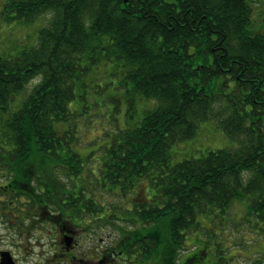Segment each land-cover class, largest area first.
I'll use <instances>...</instances> for the list:
<instances>
[{"label":"trees","instance_id":"1","mask_svg":"<svg viewBox=\"0 0 264 264\" xmlns=\"http://www.w3.org/2000/svg\"><path fill=\"white\" fill-rule=\"evenodd\" d=\"M5 13L8 22L26 24L49 15L37 47L0 56L1 217L6 212L10 228L27 232L48 210L58 219L66 199L68 218L82 226L93 220L94 236L108 222L128 229L118 214L141 212L120 208L119 199L148 178L157 201L139 219L149 233L122 234L110 254L177 264L185 248L193 255L186 264L195 253L203 264L207 248L187 245L188 236L208 231L203 215L227 213L245 200L247 221L264 234V32L253 30L248 0H12ZM101 60L123 62L119 87L130 84L134 99L156 106L135 128L114 133L94 172L84 170L86 159L70 144L79 141L78 117L97 115L88 118L76 88ZM36 78L18 105L16 97ZM102 96V103L110 98ZM91 104L100 110L99 101ZM207 121L235 146L172 164V147L193 139ZM65 122L70 128L61 129ZM60 171L81 183L77 197ZM105 201L110 217L103 216ZM129 239L135 241L125 246Z\"/></svg>","mask_w":264,"mask_h":264},{"label":"rangeland","instance_id":"2","mask_svg":"<svg viewBox=\"0 0 264 264\" xmlns=\"http://www.w3.org/2000/svg\"><path fill=\"white\" fill-rule=\"evenodd\" d=\"M11 1L0 0V56L4 57H16L23 50L37 47L39 32L49 17L46 15L28 24L17 21L8 22V14L5 11ZM248 2L253 9V30L264 32V0H248ZM126 74L127 67L123 62L101 60L97 65L92 66L87 75L83 77L84 87L81 89L77 86L76 88V94L81 98L78 103L79 106L84 104L89 107L88 118L97 114L94 119L86 121L82 117L83 115L78 117L75 129L78 130L79 141L70 144L74 153L86 159L84 163V170L86 171L96 172L100 168L99 157L105 153L106 148L109 149V143L115 136L114 133L135 128L142 121L145 115L144 111L156 106L153 101L145 102L139 96L135 97V100L131 94L130 84L126 86L125 91L122 86L119 87V83L125 82ZM39 81V78L31 81L25 92L16 97L18 105L22 99L31 94ZM120 93L122 94L119 95ZM105 94L110 95V98L106 97ZM100 95L106 97L104 103H102L103 99H99ZM111 98L115 99L116 102L111 101ZM98 101L101 106L95 108L100 110L95 111L91 102ZM74 102L70 104L73 112L76 110ZM60 128L68 129L70 124L61 123ZM234 146L235 143L218 128L215 121L203 122L193 139L172 147V164L190 158H200L210 151L233 148ZM0 185H6L3 178H0ZM2 200L3 197L0 196V249L10 251L15 255L18 264L83 263L86 254H89L90 257L93 254L95 263H97L100 261L99 256L102 250L116 240L111 228L106 229L107 231L101 235H92L90 239L81 228L79 229V244L74 249L75 251L69 255L70 252L59 248L57 219L50 218L52 213L49 210L42 214L39 222L32 219L30 222L31 230L19 232L18 229H12L6 224L3 218L6 212L1 217V212H3L1 209ZM21 201L27 202V199L22 198ZM248 206L249 200H245L236 202L227 213H221L217 210L202 216L204 218L203 224L208 231H202V236L201 233H195L193 237L188 236L187 245L199 243L200 246L203 245L207 248L204 251L203 264H264V234L259 230L260 225L259 227L258 225L253 226L247 221L248 217L251 218L248 216ZM252 221L255 223L254 220ZM13 222L15 223V220ZM108 235L111 237L108 238ZM103 239L104 241H102ZM63 246H66V241ZM72 247H74L73 243Z\"/></svg>","mask_w":264,"mask_h":264},{"label":"flooded vegetation","instance_id":"3","mask_svg":"<svg viewBox=\"0 0 264 264\" xmlns=\"http://www.w3.org/2000/svg\"><path fill=\"white\" fill-rule=\"evenodd\" d=\"M60 170L62 171L63 169H60ZM61 171H60V177L63 180L62 182L65 183L67 188L69 189L74 188L75 189L74 191L77 197L79 194L78 187L81 186V183L78 182L76 176L71 175L69 177L65 174H62ZM92 189L93 187L87 188L86 193L89 194ZM66 195L69 196L68 191L66 192ZM157 195H158L157 191L154 189V187L150 185L149 179L146 178V179H143L141 183L136 184V188L133 190L131 194H129V196L119 199L120 208H125L126 210H130L132 212L134 211L135 208H137L138 212H141V214H138V213L134 215L126 214L125 216H122V214H118L119 218L126 220L125 221L126 224L124 225H127L128 229L115 228L116 225L111 224L110 222L106 224V229L111 228L113 235L116 236V240L114 241L113 244H115L116 242L120 240L117 237H120L122 234H130L132 236H136L140 238H142L143 235L144 236L148 235L149 232L142 229L143 222L139 219V217L142 216L143 211H149L152 209V207L156 204L157 199L155 198V196ZM68 203L69 201L66 199L62 202V207L65 209L66 214L58 215L56 226L58 230L57 231V234H58L57 243L59 245V248L61 250L65 249L67 252H70L69 255H71L72 252L75 251L74 249L79 244L78 242V238L80 236L79 229L82 228L84 231L83 233H87L88 239H90V237L94 234H93V228L91 227L93 226V220L92 222L91 220H88L89 222L87 221L88 222L87 225L82 226L79 220L77 221V218H74L71 220L68 218L69 215H71V211L68 209V206H69ZM105 205H106L105 214L103 216L110 217V210L108 208V203L106 201H105ZM82 210L85 211V209H82ZM134 218L138 221L137 223H134L132 221ZM106 229H102L103 230L102 234L107 231ZM67 237H71L72 243L74 244V247H71L69 250L67 246H63ZM110 237L111 235H108V238ZM0 241H1V237H0ZM102 241H104V239ZM134 241L135 240L133 239L125 240L124 245L128 246L130 244H133ZM110 246L111 245H109L106 249H103L102 253L99 256L100 261L97 263H95V257L93 254L91 255V257L89 254H86V258L83 263L73 262L71 264H160L159 257H157V255H155V257L150 260L149 259L142 260L136 257V255H130L128 257L126 254H123V251H120L119 256H115L114 253L113 254L109 253ZM183 249L184 250L181 253V259L178 261L177 264H186L190 260V258L193 256V255H190L189 249H185V248ZM200 250L202 249L200 248ZM2 251L4 250L0 249V252ZM83 255L85 256V253H83ZM13 256L15 258V255ZM103 256L105 257L102 258ZM193 260H194L193 264H196V260H197V264H201V257L199 253H195ZM0 264H4L1 256H0ZM16 264H18L17 260H16Z\"/></svg>","mask_w":264,"mask_h":264},{"label":"water","instance_id":"4","mask_svg":"<svg viewBox=\"0 0 264 264\" xmlns=\"http://www.w3.org/2000/svg\"><path fill=\"white\" fill-rule=\"evenodd\" d=\"M66 244H67L68 248L72 246V238L71 237L66 238ZM0 256H1L4 264H16L14 257L10 251L0 252Z\"/></svg>","mask_w":264,"mask_h":264}]
</instances>
